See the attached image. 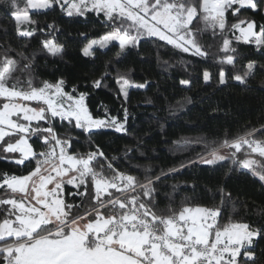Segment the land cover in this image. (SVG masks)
<instances>
[{
  "label": "snow or ice",
  "instance_id": "6c2138e0",
  "mask_svg": "<svg viewBox=\"0 0 264 264\" xmlns=\"http://www.w3.org/2000/svg\"><path fill=\"white\" fill-rule=\"evenodd\" d=\"M0 3L6 5L5 15L11 18L18 40L44 32L31 18L32 10H55L58 6L69 17L103 15L110 30L89 40L82 48L85 57H94L97 48L108 49L111 45L119 49L115 53L119 62L142 40L156 38L185 54L207 58L211 46L200 40L205 31L219 34L220 51L225 53L219 62L233 68L241 57L232 47L229 34L235 41L264 49V24L241 18L242 10L264 14V0H23V6L21 0ZM229 13L234 23H228ZM45 27L49 35L57 31L55 23ZM237 31L239 35H235ZM80 35L87 39V34ZM0 48L4 49L0 53V149L18 154L10 160L4 157L6 162L28 168L23 175L5 172L0 176V189L6 193L0 197V206L5 208L0 220V264H264V250L257 251L258 242L264 240V227L239 221L219 223L226 202L233 200L231 192L221 189L219 202L213 207L185 204L180 209L158 210L157 185L167 173L141 179L132 174L130 164L127 168L118 166V158L109 160L103 147L92 141L102 130L128 133L129 112L124 104L129 89L146 88L148 81L135 84L118 73L115 82L117 98L124 102L123 117L112 116L103 105L105 115L95 117L86 104L89 94L78 87L67 90L62 76L37 84L35 54L12 55L10 44ZM40 50L62 57L65 45L55 38L45 39L40 41ZM258 67L264 70L257 61L249 60L243 65V74L230 78L247 87ZM17 73L27 78L18 79ZM110 75L104 72L91 87H103ZM211 79L212 74L205 69L204 82ZM228 79L229 74L223 70L218 73L220 84ZM180 83L191 86L190 80ZM63 122L70 130L62 134L57 129L64 127ZM76 130L87 136L89 151L74 149L79 138L71 132ZM260 133H264V126L237 136L225 135L208 145L198 161L190 163L214 165L231 160L264 187V139L255 138ZM33 137L40 141L42 150L37 151L30 143ZM139 147L126 149V154ZM32 164L35 166L29 167ZM67 186L73 189L68 194Z\"/></svg>",
  "mask_w": 264,
  "mask_h": 264
},
{
  "label": "trees",
  "instance_id": "16d2710c",
  "mask_svg": "<svg viewBox=\"0 0 264 264\" xmlns=\"http://www.w3.org/2000/svg\"><path fill=\"white\" fill-rule=\"evenodd\" d=\"M5 7L0 3V45L10 44L14 50L12 55L19 52L36 55L37 84L41 80L54 81L62 76L67 90L78 87L80 92L88 93L86 104L95 117L105 115L103 106L112 116L123 117L121 105L124 102L117 98L119 93L115 82L118 73L127 75L135 84L149 82L146 88L129 89V99L124 104L129 112L128 133L102 130L101 134L92 137V141L103 147L109 160L118 158V166L127 168L130 164L132 174L141 179L145 175L167 173L157 185L158 210L180 209L185 204L213 207L218 204L219 192L223 189L232 193L233 200L226 202L219 221L221 225L239 221L256 228L264 227V187L249 173L239 170L231 160L214 165L190 163L198 161L199 155L206 154L208 145L225 135L237 136L264 126V70L258 67L254 77L249 78L247 87L230 78L233 74H243V65L249 60L264 66V49L257 50L254 43L235 41L229 34L228 38L233 39L232 47L241 57L233 68L219 62L225 55L220 51L222 38L219 34L213 36L210 31H205L201 42L211 46L207 49V58L185 54L156 38L142 40L138 48L128 51L119 62L115 59L119 49L111 45L108 49L97 48L94 57H85L82 48L89 40L109 30L103 15L89 13L86 17H69L58 6L55 10H32L31 18L44 32L28 40H18L11 18L5 15ZM241 18L264 24V14L251 10H242ZM227 20L230 24L235 22L230 13ZM53 23L57 31L49 35L50 30L45 26ZM81 33L87 34V39ZM51 38L65 45L62 57H52L40 50V41ZM3 50L0 48V53ZM15 58L20 59L18 55ZM205 69L212 74L207 83L203 80ZM221 70L229 74L226 84L218 82ZM106 71L111 75L103 82L104 86L92 88V81ZM16 75L21 80L27 78L21 73ZM184 79L190 80L191 86L182 85L180 81ZM63 123L64 127L57 129L62 134L70 130V126ZM71 135L79 138V142L74 143L77 152L90 150L87 136L81 135L79 130ZM255 138L264 139V133ZM30 143L37 151L42 150L40 141L34 137ZM138 144L137 151L126 154V149H136ZM13 155L18 154H6L0 149V176L5 172L27 173L28 168L5 161L4 157L10 160ZM72 191L71 186L65 188L66 194ZM5 196V190L0 189V197ZM68 202L73 201L69 198ZM75 202L79 203L78 200ZM4 212V206H0V220ZM260 250H264V240L258 242L257 251Z\"/></svg>",
  "mask_w": 264,
  "mask_h": 264
},
{
  "label": "rangeland",
  "instance_id": "374dc122",
  "mask_svg": "<svg viewBox=\"0 0 264 264\" xmlns=\"http://www.w3.org/2000/svg\"><path fill=\"white\" fill-rule=\"evenodd\" d=\"M109 30H110V29H109ZM109 30H108V31H109ZM238 35H239V32H238ZM200 40H201V37H200ZM184 80H186V79H184ZM33 106H36L35 103H33Z\"/></svg>",
  "mask_w": 264,
  "mask_h": 264
}]
</instances>
